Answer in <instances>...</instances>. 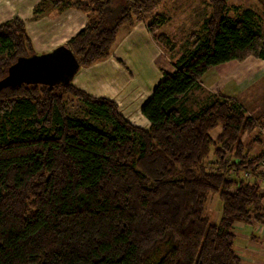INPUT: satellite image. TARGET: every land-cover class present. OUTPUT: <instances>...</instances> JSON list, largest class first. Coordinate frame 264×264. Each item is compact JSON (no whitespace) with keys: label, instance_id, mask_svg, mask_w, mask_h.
<instances>
[{"label":"trees","instance_id":"1","mask_svg":"<svg viewBox=\"0 0 264 264\" xmlns=\"http://www.w3.org/2000/svg\"><path fill=\"white\" fill-rule=\"evenodd\" d=\"M48 1L37 4L36 15ZM209 1L204 34L193 35L141 106L148 127L73 81L52 90L28 83L0 89V264H242L236 228L264 222V148L252 157L262 141L242 137L264 127V113L254 118L223 93L192 111L181 101L210 68L264 59V38L252 9L230 16L227 0ZM115 2L55 0L88 13L66 43L81 66L109 57L121 25L146 21L162 5ZM161 21L156 15L148 27L170 53L175 42L158 32ZM33 53L23 18L0 24V79ZM66 95L83 101L91 119L71 117ZM246 171L260 178L251 181ZM212 194L222 201L219 220L206 213ZM162 245L166 252L154 261Z\"/></svg>","mask_w":264,"mask_h":264},{"label":"rangeland","instance_id":"2","mask_svg":"<svg viewBox=\"0 0 264 264\" xmlns=\"http://www.w3.org/2000/svg\"><path fill=\"white\" fill-rule=\"evenodd\" d=\"M229 8V15L234 16L237 13L242 12L244 9L250 8L252 9L257 15V21L259 26L261 27V32L264 38V9L260 6L258 0H227ZM50 2V3H49ZM117 3V0L115 4ZM48 9L45 11L46 13L43 15L37 14L36 15V7L33 8V16L30 19H24L26 22V29L28 34L31 38L33 43L34 49L36 53H43L46 50H51L53 47H56L60 44H66L68 39V34L61 30H58L63 24L62 17H67L69 21L73 20L75 15L72 10H77L82 12L86 15V23L88 22V13L83 11L73 5H61L60 3H55V0L48 1ZM233 7H236L237 10H234ZM66 9H72L66 10ZM161 9V10H160ZM232 9V11H231ZM2 8H0V11ZM65 10V11H64ZM64 11V12H63ZM63 12V13H62ZM161 14H158L161 17L162 21L161 24L158 26V32H165L173 39L175 42V48L172 52L169 53L170 60L172 59L173 62L179 58L181 55L186 53L191 48V43L194 40L192 37L193 35L202 36L205 30H203V26L207 19H209L213 13V4L209 0H162V5L156 10ZM62 13V14H61ZM51 14L53 19H55L56 23L61 26H55L56 28L50 29L47 31V35L40 36L36 35V27L37 25L34 24L41 18V16H46ZM14 17V14H11L10 17L4 16L1 18L5 21L11 20ZM21 17V16H20ZM163 17V18H162ZM22 18V17H21ZM33 20V21H32ZM32 21V22H27ZM147 21V20H146ZM0 23V24H1ZM33 23L30 27L31 32L28 29L27 24ZM84 25V26H85ZM69 25H67L68 27ZM83 26V27H84ZM71 26L70 28L72 29ZM70 30V29H69ZM40 36V37H39ZM195 36V37H196ZM264 40V39H263ZM264 45V42H263ZM162 46H160L161 48ZM49 48V49H46ZM108 58V57H107ZM106 59V58H105ZM104 60V59H103ZM102 61V60H101ZM117 61V60H116ZM118 62L121 63L120 59ZM144 62V61H143ZM145 63V62H144ZM133 65V64H131ZM261 66L253 67L250 65V60L246 62H239V61H230L227 65H220L218 67H213L211 73L216 77H223L222 81L217 83L216 85H208L209 83L206 82L204 79L200 81V86L196 89H193L183 100V104L188 107L190 111L196 110L199 106L207 103V100L210 99L212 94H215L217 91H223L227 94H234L235 92L240 94L239 97H235L238 99L246 108L247 113L257 118L260 116L261 113L264 112V104L257 106L259 104V100L264 99V62L260 63ZM237 67V68H236ZM135 70L141 71V75L134 74L132 81L134 80L138 84L144 82L148 85L147 79L152 76L151 70L147 72L140 70L138 68H145L144 66L140 65L138 68L133 65ZM254 69L261 70V74H249L248 71ZM249 75H248V74ZM117 77L113 83H110L107 86L108 92L106 95L110 96L112 99H116L118 101L119 98L115 97V90L118 87L124 89V91H128L129 88L127 84H122L119 80L120 73H117ZM208 74L206 77H209ZM147 77V79L145 78ZM143 78L145 81L143 82ZM243 79L242 83L238 82ZM227 80V82H226ZM208 83V84H206ZM224 85V86H223ZM240 85H243V89H238ZM149 86V85H148ZM219 86H223L221 89ZM60 90V89H57ZM143 92L139 93L136 96V99L129 102V105L132 107L131 109H125V102L129 100L127 97L124 105V115L128 117L132 122L138 124H144V119L138 110V104L141 100L140 97L144 95ZM65 106L68 111V114L74 118H89L91 119L89 108L86 104L81 101L80 99L66 95L64 96ZM115 100V101H116ZM130 101V100H129ZM118 103V102H117ZM120 106V105H119ZM127 108V107H126ZM262 115V114H261ZM220 132V127H216L212 130L213 137H216ZM254 138L260 139L264 143V127L258 126L253 132L245 133L242 137L245 143L252 141ZM257 143L253 150L250 151V155L252 157H256L260 152L263 151L264 144ZM211 158L214 160L215 156L211 155ZM243 177H248L251 181H258L260 177L252 175L249 171L242 173ZM259 184L262 187V191L264 192V178L260 179ZM208 209V210H207ZM206 213L215 220H219L222 214V201L220 197L216 194H212L208 200ZM240 224V223H239ZM237 238L234 242V247L237 253L242 257L243 262L242 264H264V222L258 223L256 225H245L240 224L236 228ZM166 245L161 246V251L159 252L158 258L154 261H157L165 251Z\"/></svg>","mask_w":264,"mask_h":264},{"label":"crops","instance_id":"3","mask_svg":"<svg viewBox=\"0 0 264 264\" xmlns=\"http://www.w3.org/2000/svg\"><path fill=\"white\" fill-rule=\"evenodd\" d=\"M40 1L41 0H0V8H2V10L0 11V23L4 21L1 18H3L4 16H8L9 18L11 14H14V16L15 15L21 16L22 18L27 20L30 19L33 16V8ZM235 8L236 7H233L234 10ZM66 10L71 11L72 9H66ZM72 12H74L75 15L74 19L69 21L67 17H62V22H63L62 26L59 25V23L58 24L56 23L55 19H53L51 14L46 16H41V18L34 23L37 25L36 35L37 34L40 36L47 35L48 30L50 29L52 30L56 28L55 26H61L58 28V30L66 32V34H68V39H69L71 36L75 35L85 25L86 22V15H84L82 12H79L77 10H72ZM158 14L161 13L157 12L156 15ZM155 16L153 17L150 16L149 18L146 19L147 21L137 22L133 26H130L128 23H124L123 25H121V27L118 30L116 40L112 46L111 55L108 58L99 61L91 66H81L79 72L76 74L73 80L75 85H77L78 87L86 90L87 92L93 95L110 97L106 95V93L108 92L107 86L110 83H113L118 75L117 73H120L121 76L119 78L120 82L122 84H127L129 90L124 91V89L118 87V89H116L114 92L116 94L115 97L119 98L120 101L116 99L114 100L118 102V104L120 105V109H122L123 111L124 108L131 109L132 107L129 105V102L136 99V96L139 93L146 90V92H144V95L140 97L141 100L138 104V110L140 111L144 119V124L134 123L127 117L132 123L143 127H148L150 121L141 112L142 104L151 96L153 88L156 86V84L163 76V71L166 70L169 72H173L175 70L174 62L172 59L170 60L169 53L166 52L162 47L160 48V45L157 44L152 38L148 24L155 19ZM32 21H27V22H32ZM32 25L33 23H30L29 25L27 24L30 33H32L30 29ZM67 25L69 26L67 27ZM71 26L74 27H72L71 29L70 28ZM118 59H120V61H122L121 63L124 64L121 65L118 62ZM249 60H250V65H252L253 67H256L258 65L261 66L260 63L264 62V59L262 58L249 57L245 61H242V63ZM228 63L229 62L220 65H224V64L227 65ZM131 64H133L137 68L140 65L144 66L145 67L144 69L143 68H138V69L143 70L145 72L151 70L152 76L148 79L147 77H145L148 81L149 86L144 82L145 78H143L144 84L143 83L138 84L134 80L132 81L134 74L136 73L141 75V71L135 70L133 68V65ZM220 65L214 67H218ZM212 68H210L208 71H206L203 74L200 81L204 79L206 82L209 83L208 84L204 81L208 85H216L217 83L222 81L223 77H220V74L219 77H216L211 73ZM260 72L261 70H259L258 68L257 69L253 68V70L248 71V73L252 75L261 74ZM208 74H210V76L206 77ZM242 82L243 79H241L238 82V84ZM223 86H219V88L217 89L219 90ZM240 86L241 87L239 86L236 87H238V89L244 88L242 87L243 85ZM216 93H223L225 96L231 98L240 96V94L237 92H235L234 94H227L220 90L217 91ZM127 97L129 98L130 101L125 100ZM123 102H125V107L123 105ZM259 102L260 103L257 104V106L264 104V99L259 100ZM181 103H183V101H181Z\"/></svg>","mask_w":264,"mask_h":264},{"label":"water","instance_id":"4","mask_svg":"<svg viewBox=\"0 0 264 264\" xmlns=\"http://www.w3.org/2000/svg\"><path fill=\"white\" fill-rule=\"evenodd\" d=\"M81 63L67 44H60L43 53L19 56L0 79V89L23 83L44 84L49 90L67 86L79 72Z\"/></svg>","mask_w":264,"mask_h":264},{"label":"built area","instance_id":"5","mask_svg":"<svg viewBox=\"0 0 264 264\" xmlns=\"http://www.w3.org/2000/svg\"><path fill=\"white\" fill-rule=\"evenodd\" d=\"M261 167H264V161L262 162V165H261ZM246 174V173H245Z\"/></svg>","mask_w":264,"mask_h":264}]
</instances>
